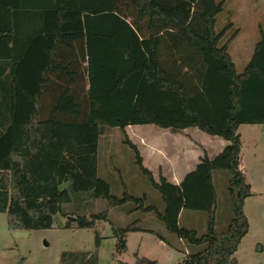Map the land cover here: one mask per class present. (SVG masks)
I'll list each match as a JSON object with an SVG mask.
<instances>
[{
    "label": "trees",
    "instance_id": "16d2710c",
    "mask_svg": "<svg viewBox=\"0 0 264 264\" xmlns=\"http://www.w3.org/2000/svg\"><path fill=\"white\" fill-rule=\"evenodd\" d=\"M226 0H0V213L10 230L47 229L54 217L79 228L109 222L128 202L157 211L166 231L188 246L180 264H238L249 233L244 211L251 185L241 169L244 124L264 125V30L242 73L230 54L235 32L218 28ZM152 125L173 132L196 129L227 142L179 184L144 166L126 134ZM120 128L134 164L164 205L147 195L117 197L99 176V140ZM216 172L229 176L230 219L217 230ZM96 201L106 209L92 213ZM138 209V207H137ZM184 211L205 213L206 230L181 225ZM110 222L113 260L127 250V234ZM158 237H161L158 235ZM94 251H63L59 264H98ZM133 264H158L135 254Z\"/></svg>",
    "mask_w": 264,
    "mask_h": 264
},
{
    "label": "rangeland",
    "instance_id": "374dc122",
    "mask_svg": "<svg viewBox=\"0 0 264 264\" xmlns=\"http://www.w3.org/2000/svg\"><path fill=\"white\" fill-rule=\"evenodd\" d=\"M218 22L219 29L230 22L260 23L264 26V0H226ZM231 28L229 33L235 31V27ZM254 43L252 36H246L239 38L231 46L230 53L232 51L239 73H242L249 63L256 45ZM188 130L197 132L199 136L195 137L206 146L209 140H222L196 129ZM131 132V127H128L126 134L130 139ZM240 134L244 152L242 165L246 173L243 172L247 175L252 193L244 205L250 226L249 233L242 240L235 257L238 264H264V125H241ZM210 151L213 153L211 149ZM98 171L99 176L109 183L112 193L117 197H123L125 192L136 196L146 194L148 206L160 212L164 210L159 193L152 188L148 179L134 164L133 151L124 142L120 128L104 129L99 140ZM154 176L159 178V171H156ZM214 183L219 192L217 230L224 231L230 219L228 173L216 172ZM105 209L106 202L96 201L92 210L88 211L87 218L90 220L92 213H99ZM140 219L138 227L141 231L127 234L126 252L113 260L115 239L112 236L110 222L125 227ZM67 222L68 217L56 215L51 228L10 230L7 214L0 213V264H59L63 251L96 250V231L101 236V243L97 249L98 264H133L135 254L158 261L159 264H180L182 255L189 251L187 243L186 245L180 242L175 235L166 231L157 217V211L143 213L141 207L131 201L112 209L109 213V222L97 221L95 228H79L75 224L66 227ZM180 223L185 228L203 233L206 230L207 217L205 213L184 211Z\"/></svg>",
    "mask_w": 264,
    "mask_h": 264
},
{
    "label": "crops",
    "instance_id": "0c3cea01",
    "mask_svg": "<svg viewBox=\"0 0 264 264\" xmlns=\"http://www.w3.org/2000/svg\"><path fill=\"white\" fill-rule=\"evenodd\" d=\"M229 24L235 27V37L231 46L235 44L239 38L242 39L246 36H252V38H254V44H257L261 38V31L264 30V26L260 23L247 24L230 22ZM230 54L232 56V51ZM130 127L132 132L131 139H129L138 148L143 158L144 166L153 174L159 171L160 175L166 177L174 184H179L187 173L195 169L204 150L213 158V156H215L213 154L218 155L227 145V142L223 139H213L209 140L207 143L208 146H206L195 137L199 136L197 132H190L188 129L183 132H173L169 129H161L152 125ZM210 149L213 153H211ZM243 159L244 152L242 145V163ZM241 169L244 171L242 164Z\"/></svg>",
    "mask_w": 264,
    "mask_h": 264
},
{
    "label": "water",
    "instance_id": "95a60500",
    "mask_svg": "<svg viewBox=\"0 0 264 264\" xmlns=\"http://www.w3.org/2000/svg\"><path fill=\"white\" fill-rule=\"evenodd\" d=\"M68 221L73 223V222L76 221V218H74V217H68Z\"/></svg>",
    "mask_w": 264,
    "mask_h": 264
}]
</instances>
